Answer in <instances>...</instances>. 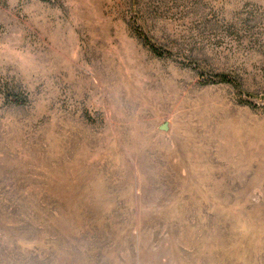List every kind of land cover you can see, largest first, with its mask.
<instances>
[{
    "label": "rangeland",
    "instance_id": "1",
    "mask_svg": "<svg viewBox=\"0 0 264 264\" xmlns=\"http://www.w3.org/2000/svg\"><path fill=\"white\" fill-rule=\"evenodd\" d=\"M0 264H264V0H0Z\"/></svg>",
    "mask_w": 264,
    "mask_h": 264
},
{
    "label": "trees",
    "instance_id": "2",
    "mask_svg": "<svg viewBox=\"0 0 264 264\" xmlns=\"http://www.w3.org/2000/svg\"><path fill=\"white\" fill-rule=\"evenodd\" d=\"M148 44H149V47H150V49H151V51L153 53H155L156 55H159V56L163 54V52L161 51V49L158 48L157 46H155L153 43H150L149 42ZM216 76L219 78V81H228V82H231V80L228 78L227 75L218 74Z\"/></svg>",
    "mask_w": 264,
    "mask_h": 264
},
{
    "label": "water",
    "instance_id": "3",
    "mask_svg": "<svg viewBox=\"0 0 264 264\" xmlns=\"http://www.w3.org/2000/svg\"><path fill=\"white\" fill-rule=\"evenodd\" d=\"M162 129H165V126L164 125L162 126Z\"/></svg>",
    "mask_w": 264,
    "mask_h": 264
},
{
    "label": "bare ground",
    "instance_id": "4",
    "mask_svg": "<svg viewBox=\"0 0 264 264\" xmlns=\"http://www.w3.org/2000/svg\"><path fill=\"white\" fill-rule=\"evenodd\" d=\"M234 152V151H233ZM232 168V167H231ZM217 175V174H216ZM224 179V178H223Z\"/></svg>",
    "mask_w": 264,
    "mask_h": 264
}]
</instances>
